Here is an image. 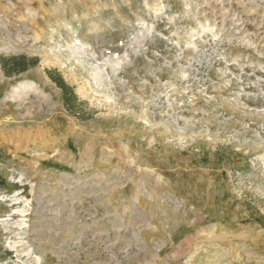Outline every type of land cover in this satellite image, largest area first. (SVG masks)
Listing matches in <instances>:
<instances>
[{"label": "rangeland", "instance_id": "374dc122", "mask_svg": "<svg viewBox=\"0 0 264 264\" xmlns=\"http://www.w3.org/2000/svg\"><path fill=\"white\" fill-rule=\"evenodd\" d=\"M19 54L0 264H264V0H0Z\"/></svg>", "mask_w": 264, "mask_h": 264}, {"label": "trees", "instance_id": "16d2710c", "mask_svg": "<svg viewBox=\"0 0 264 264\" xmlns=\"http://www.w3.org/2000/svg\"><path fill=\"white\" fill-rule=\"evenodd\" d=\"M37 64V57H29L24 54L10 55L0 58V65L6 75L19 74ZM48 77L60 88L62 92V102L70 113L77 115L75 108L79 104L74 87L68 84L62 75L55 68L46 69Z\"/></svg>", "mask_w": 264, "mask_h": 264}]
</instances>
